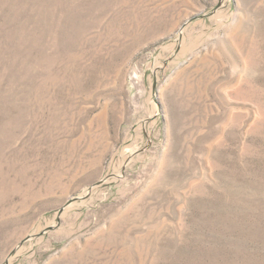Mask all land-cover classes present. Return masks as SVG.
<instances>
[{"label": "rangeland", "instance_id": "rangeland-1", "mask_svg": "<svg viewBox=\"0 0 264 264\" xmlns=\"http://www.w3.org/2000/svg\"><path fill=\"white\" fill-rule=\"evenodd\" d=\"M0 264H264V0H0Z\"/></svg>", "mask_w": 264, "mask_h": 264}]
</instances>
